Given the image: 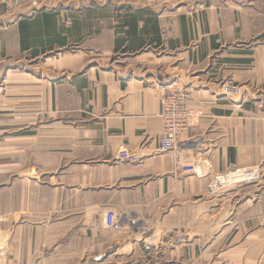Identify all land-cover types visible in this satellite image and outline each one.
<instances>
[{"label":"crops","instance_id":"crops-1","mask_svg":"<svg viewBox=\"0 0 264 264\" xmlns=\"http://www.w3.org/2000/svg\"><path fill=\"white\" fill-rule=\"evenodd\" d=\"M100 1L0 0V264H264V190L231 206L228 184L211 187L232 164L264 184V0ZM167 81L194 121L160 152ZM124 147L140 159L118 160ZM231 214L204 246L209 218Z\"/></svg>","mask_w":264,"mask_h":264},{"label":"built area","instance_id":"built-area-1","mask_svg":"<svg viewBox=\"0 0 264 264\" xmlns=\"http://www.w3.org/2000/svg\"><path fill=\"white\" fill-rule=\"evenodd\" d=\"M5 79L0 81V93L5 90ZM225 93L238 94L239 88L233 83L228 82L225 85ZM159 94L161 100V118H162V133L159 139V151L160 152H173L177 151L180 144L183 143L184 137H186L190 128L193 125L194 113L188 104V93L177 86H174L171 82H164L159 87ZM117 159L120 161L137 162L140 157L139 154L128 148H121L117 154ZM182 170L187 173H195L197 171V164L187 163L182 166ZM230 173L232 177H230ZM233 178L231 182L240 181H253L258 180L261 177V169L259 167L253 168H241L236 164H232L231 169L227 173L218 174L212 185L222 186L228 182H223V177ZM106 228L112 231L121 230L125 223V217L118 213L115 209H109L104 218ZM135 220H130V225H135ZM151 242L146 243V247L151 249ZM6 257V249L4 246H0V259Z\"/></svg>","mask_w":264,"mask_h":264},{"label":"rangeland","instance_id":"rangeland-1","mask_svg":"<svg viewBox=\"0 0 264 264\" xmlns=\"http://www.w3.org/2000/svg\"><path fill=\"white\" fill-rule=\"evenodd\" d=\"M88 0H12V2L14 4L16 3H19V4H22V5H26V6H53V5H56V6H61V7H76L77 5L79 4H84L85 2H87ZM98 3H101L103 1H100V0H97ZM228 82L225 83V85H227ZM235 85V84H234ZM237 86V85H235ZM225 90V88H224ZM225 93V91H224ZM226 94V93H225ZM231 96H238V94H229ZM229 172V171H228ZM227 173V172H226ZM257 181V180H256ZM242 183V184H241ZM264 183V181H263ZM213 184V183H212ZM228 184V186L226 187V192H224V195L226 194L225 197H229L228 200L226 201H229V203L232 205H235L242 202L244 199H248L250 196L252 197H257L259 198L260 196L259 195H262V191L264 190V184L263 185H260L259 182H252V181H240V182H230V183H226ZM224 184V185H226ZM214 185H211V187H213ZM220 186V185H218ZM216 187V186H214ZM257 190V195L254 191ZM219 205H221V203H219ZM219 206H215L213 208V210H210V212L212 213H216L218 212L219 210ZM226 213L225 210H221V213L220 214H224ZM217 215V216H220ZM233 214H231L229 216V218H227V221L223 224H219L218 223V220L219 219H216V218H219V217H215V219H211L209 218V228H208V236L206 237V239H203L204 241V246H207V247H211V246H214V250L216 248V244H217V240L219 238V236L222 234V232H225V237H224V240H226L227 237H229V235H231L232 233V225H231V221L233 220ZM2 233L0 231V237H1ZM177 235V240H179V242H185V243H188L192 241L195 242V235L194 234H191V233H186L185 230H182L181 232L179 231L178 233H176ZM7 239V237L5 236V240ZM225 243V242H224ZM229 242H227L228 244ZM3 244H6V242H3L1 241L0 242V245H3ZM200 260V257L198 258ZM4 258L0 261H3ZM210 260V261H209ZM209 264H216L217 262V258L216 256H211L209 258ZM257 264H261L260 261H258Z\"/></svg>","mask_w":264,"mask_h":264},{"label":"bare ground","instance_id":"bare-ground-1","mask_svg":"<svg viewBox=\"0 0 264 264\" xmlns=\"http://www.w3.org/2000/svg\"><path fill=\"white\" fill-rule=\"evenodd\" d=\"M229 176L232 177V174L230 173ZM232 179H233V178H229V177H227V176L221 178V180H222L223 182H228V183H230Z\"/></svg>","mask_w":264,"mask_h":264}]
</instances>
